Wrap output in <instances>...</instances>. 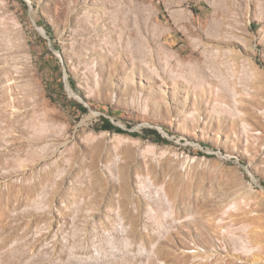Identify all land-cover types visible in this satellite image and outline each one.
I'll return each mask as SVG.
<instances>
[{
  "label": "rangeland",
  "instance_id": "rangeland-1",
  "mask_svg": "<svg viewBox=\"0 0 264 264\" xmlns=\"http://www.w3.org/2000/svg\"><path fill=\"white\" fill-rule=\"evenodd\" d=\"M0 264H264V0H0Z\"/></svg>",
  "mask_w": 264,
  "mask_h": 264
},
{
  "label": "trees",
  "instance_id": "trees-1",
  "mask_svg": "<svg viewBox=\"0 0 264 264\" xmlns=\"http://www.w3.org/2000/svg\"><path fill=\"white\" fill-rule=\"evenodd\" d=\"M46 33H49V32L46 30ZM69 82L72 85H74L72 83V81L69 80ZM71 104H73V106L76 107L77 109H79L80 111L86 112V108L83 105L78 104L76 102H71ZM99 129H101V130H107V131H113V132H118V133H127V134H130L132 136H140L141 135V134H139L137 132H128V131H126V130L118 127V126H115L107 118H102V123L99 126ZM143 132L145 134L151 135L153 137L152 139L155 142H166V140L161 136V134L157 130H155V129H145Z\"/></svg>",
  "mask_w": 264,
  "mask_h": 264
}]
</instances>
